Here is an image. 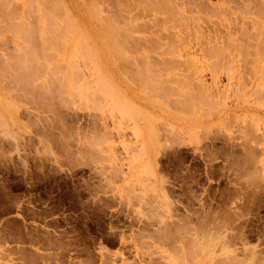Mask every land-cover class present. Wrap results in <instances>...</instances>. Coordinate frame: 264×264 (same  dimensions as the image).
<instances>
[{
  "label": "rangeland",
  "instance_id": "1",
  "mask_svg": "<svg viewBox=\"0 0 264 264\" xmlns=\"http://www.w3.org/2000/svg\"><path fill=\"white\" fill-rule=\"evenodd\" d=\"M33 1L0 0V264H264V0Z\"/></svg>",
  "mask_w": 264,
  "mask_h": 264
},
{
  "label": "bare ground",
  "instance_id": "2",
  "mask_svg": "<svg viewBox=\"0 0 264 264\" xmlns=\"http://www.w3.org/2000/svg\"><path fill=\"white\" fill-rule=\"evenodd\" d=\"M34 1H35V0H34ZM34 1H33V2H34ZM36 1H37V0H36ZM57 1H58V0H57ZM61 1H62V0H61ZM61 1H60V2H61ZM98 1H99V0H98ZM98 1H97V2H98ZM101 1H102V0H101ZM104 1H105V0H104ZM158 1H159V0H158ZM162 1H163V0H162ZM166 1H167V0H166ZM178 1H179V0H178ZM33 2H32V3H33ZM111 2H112V1H111ZM114 2H115V1H114ZM153 2H154V1H153ZM171 2H172V1H171ZM175 2H176V1H175ZM181 2H182V1H181ZM11 3H12V2H11ZM29 3H31V2H29ZM39 3H40V1H39ZM87 3H88V0H87ZM90 3H91V2H90ZM90 3H89V4H90ZM93 3L96 4V0H95ZM93 3H91V4H93ZM98 3H100V2H98ZM112 3H113V2H112ZM115 3H116V2H115ZM122 3H123V2H122ZM160 3L162 4V2H160ZM164 3H165V2H164ZM168 3H170V0H168ZM35 4H36V3H35ZM61 4H63V3H61ZM65 4H66V3H65ZM94 4H93V5H94ZM110 4H111V3H110ZM116 4H118V3H116ZM127 4H128V3H127ZM14 5H15V3H14ZM19 5H20V4H19ZM21 5H22V4H21ZM26 5H28V4L26 3ZM30 5H31V4H30ZM32 5H33V4H32ZM96 5H97L96 8H98V7L100 6V4H96ZM98 5H99V6H98ZM113 5H114V4H113ZM120 5H121V4L116 5L117 8H118V6H120ZM125 5H126V4H125ZM125 5H124V6H125ZM128 5H129V4H128ZM163 5H164V4H163ZM168 5H169V6H170V5L173 6L174 4L171 3V4H168ZM66 6H67V5H66ZM111 6H112V5H111ZM144 6H145V5H144ZM148 6H149V5H148ZM159 6H160V5H159ZM161 6H162V5H161ZM169 6H167V7H169ZM171 6H170V7H171ZM180 6H181V5H180ZM263 6H264V5H263ZM19 7H22V6H19ZM25 7L27 8V6H25ZM30 7H31V6H30ZM32 7H33V6H32ZM36 7H37V6H36ZM40 7H42V6L40 5ZM61 7H62V5H61ZM90 7H91V6H90ZM104 7H105V6H104ZM112 7H113V6H112ZM120 7H121V6H120ZM120 7H119V8H120ZM150 7H151V6H150ZM162 7H163V6H162ZM164 7H165V6H164ZM9 8H10V7H8L7 9H9ZM26 8H25V10H26ZM37 8H38V7H37ZM63 8L65 9L64 5H63ZM100 8H101V10H99V12H100V14H102V12H104L105 10L103 11V10H102L103 8H102V7H99V9H100ZM117 8H116V9H117ZM121 8L124 10L125 7H121ZM126 8H127V7H126ZM143 8H144V7H143ZM143 8H142V9H143ZM151 8H152V7H151ZM1 9H2V8H1ZM7 9H6V11L4 10L6 13H8V12H7ZM13 9H14V8H13ZM41 9H42V8H41ZM92 9H94V7H93ZM92 9H91V10H92ZM108 9H109V8H108ZM116 9H115V10H116ZM149 9H150V8H149ZM155 9H156V8H155ZM157 9H158V8H157ZM159 9H160V8H159ZM168 9H169V8H168ZM2 10H3V9H2ZM9 10H10V9H9ZM28 10H29V9L27 8V12H28ZM32 10H34V9H32ZM42 10L44 11V9H42ZM58 10H59V9H58ZM61 10H62V9H61ZM65 10H66V9H65ZM95 10H96V9H95ZM95 10H94V12H95ZM117 10H118V9H117ZM127 10H128V8L125 9V11H127ZM143 10H144V9H143ZM150 10H151V9H150ZM165 10H167V9H165ZM0 11H1V10H0ZM29 11H30V10H29ZM34 11H35V10H34ZM36 11H37V10H36ZM43 11H42V12H43ZM62 11H63V10H62ZM101 11H102V12H101ZM111 11L113 12L112 9H111ZM118 11H119V10H118ZM125 11H124V13H125ZM1 12H2V11H1ZM10 12H12V11H10ZM27 12H25L24 16L26 15ZM97 12H98V10H97ZM167 12H168V11H167ZM6 13H5V14H6ZM32 13H36V15L38 16V13H37V12H32ZM66 13H67V12H66ZM118 13H119V12H118ZM121 13H123L122 10H121ZM124 13H123V14H124ZM168 13H169V12H168ZM3 14H4V13H3ZM8 14H9V13H8ZM8 14H6V15H8ZM13 14H14V13H13ZM16 14H17V13H16ZM28 14H31V13L28 12ZM93 14H94V13H93ZM97 14H98V13H97ZM112 14H113V13H112ZM115 14H116V13H115ZM1 15H2V14H1ZM14 15H15V14H14ZM36 15H35V16H36ZM104 15H106V14H104ZM104 15H103V17H104ZM110 15H111V14H110ZM121 15H122V14H121ZM121 15H120V16H121ZM168 15H169V14H168ZM11 16H12V13H11ZM20 16H21V15H20ZM35 16H34V17H35ZM43 16H44V15H43ZM69 16H70V13H69ZM97 16L101 17L99 14H98ZM107 16H108V15H107ZM107 16H105V17L108 18ZM116 16H117V15H116ZM128 16H129V15H128ZM166 16H167V15H166ZM169 16H170V15H169ZM193 16H194V15H193ZM211 16H212V15H211ZM0 17H1V16H0ZM16 17H17V16H15L14 19H16ZM30 17H31V16H29V18H30ZM71 17H73V15H71ZM71 17H70V18H71ZM92 17H93V16H92ZM103 17H102V18H103ZM112 17H113V16H111V19H112ZM125 17H126V16H125ZM8 18H9V17L7 16L6 19H8ZM17 18H18V17H17ZM23 18H24V17H23ZM25 18H27V16H26ZM31 18H32V17H31ZM44 18H45V17H44ZM54 18H55V17H54ZM56 18H57V17H56ZM106 18H105V19H106ZM109 18H110V17H109ZM109 18H108V21H109ZM113 18L116 19V17H113ZM130 18H133V17H130ZM171 18H172V16H171ZM2 19H3V18H2ZM21 19H22V18H21ZM47 19H48V18H47ZM68 19H69V18H68ZM100 19H101V18H100ZM111 19H110V20H111ZM115 19H112L111 21L113 22V20H115ZM128 19H129V18H128ZM128 19H126V20H128ZM168 19H169V18H168ZM172 19H173V18H172ZM187 19H188V18H187ZM37 20H39V19H37ZM57 20H58V19H57ZM63 20H64V19H63ZM175 20H176V19H175ZM189 20H190V19H189ZM197 20H198V19H197ZM9 21H10V18H9ZM14 21H15V20H14ZM45 21H46V20H45ZM52 21H53V20H52ZM105 21H106V23H104ZM105 21H102V22H103L104 24H107V23H108L107 26L109 27V24H111V23H110L111 21H109V22H107V20H105ZM164 21H165V20H164ZM173 21H174V20H173ZM213 21H214V20H213ZM238 21H239V20H238ZM255 21H256V20H255ZM1 22H3V20H2ZM4 22H5V21H4ZM4 22H3V23H4ZM11 22H12V18H11ZM16 22H17V19H16ZM24 22H25V21H24ZM28 22H30V21H28ZM28 22H27V23H28ZM36 22H37V21H36ZM39 22H40V21H39ZM39 22H38V23H39ZM46 22H48V21H46ZM65 22H66V21H65ZM69 22H70V20H69ZM69 22H67V23L70 25ZM99 22H100V20H99ZM116 22H117V20L114 21V23H116ZM118 22H119V21H118ZM125 22H126V21H125ZM169 22H170V25H171V21H168V23H169ZM174 22H175V21H174ZM8 23H9V22H8ZM8 23H7V24H8ZM71 23H72V21H71ZM127 23H128V22H127ZM127 23H126V24H127ZM130 23H131V22H130ZM164 23H167V22H164ZM12 24H13V27H12V28H9V27H8L9 29H15V28H16V27L14 28V25L17 26V24H15V22H13ZM33 24H34V22H33ZM33 24L31 23V26H32ZM36 24H37V23H36ZM42 24H44V23H40V26H41ZM47 24H48V25H47ZM47 24L45 23V25L49 26V23H47ZM54 24H55V22H54ZM72 24H73V23H72ZM76 24H77V23H76ZM104 24H103V25H104ZM121 24H122V23H121ZM121 24L119 23L120 26H125V25H123V24L121 25ZM132 24H134V23H132ZM135 24H136V23H135ZM160 24H161V23H160ZM172 24H174V23H172ZM259 24H260V23H259ZM5 25H6V24H5ZM34 25H35V24H34ZM34 25H33V26H34ZM31 26H28V27H29L28 31H30V30L32 29V28H30ZM36 26H38V25H36ZM40 26H38V27H40ZM47 26H46V28H47ZM71 26H72V25H71ZM71 26H70V27H71ZM76 26H77V25H76ZM110 26H111V25H110ZM112 26H113V25H112ZM114 26H115V27H118V25H114ZM135 26H138V25H134V27H135ZM176 26H177V25H176ZM38 27H37V28H38ZM49 27H50V26H49ZM51 27H52V26H51ZM65 27H68V26H65ZM65 27H63V28H65ZM70 27H69V28H70ZM73 27H75V25H73ZM73 27H72V28H73ZM134 27H133V29L130 27V28L132 29L131 31L133 32V30H135L136 32H137V31L139 32V30L134 29ZM161 27H162V26H161ZM259 27H260V26H259ZM261 27H262V26H261ZM6 28H7V27H6ZM17 29H18V28H16L15 31H17ZM39 29H40V28H39ZM50 29H51V28H50ZM56 29H57V27H56ZM61 29H62V28H61ZM126 29H127V28H126ZM47 30L49 31L48 28H47ZM62 30H64V29H62ZM67 30H69V29H67ZM129 30H130V29H129ZM6 31H7V30H6ZM6 31H4V32H6ZM12 31H13V30H12ZM12 31L8 30V32L13 33ZM34 31H35V30H33V33H34ZM53 31H55V30H53ZM56 31H57V30H56ZM114 31H115V30H114ZM30 32H31L30 34H33L32 31H30ZM37 32H38V31H37ZM43 32H44V31H43ZM64 32H65V31H64ZM136 32H135V33H136ZM0 33H1V32H0ZM14 33H15V32H14ZM46 33H48V32L46 31ZM46 33H43L42 35H44V34L46 35ZM52 33H53V32H52ZM54 33H55V32H54ZM108 33H109L110 35L112 34V33H110V32H108ZM122 33H123V32H122ZM15 34L17 35V33H15ZM35 34H36V33H35ZM58 34H59V33H58ZM60 34H61V31H60ZM60 34H59V36H60ZM80 34H81V33H80ZM115 34L117 35V33H115ZM136 34H137V33H136ZM257 34H258V33H257ZM48 35H51V34H48ZM107 35H108V34H107ZM113 35H114V33H113ZM113 35H112V37H113ZM125 35H126V34H125ZM20 36H21V35H20ZM51 36H52V35H51ZM53 36H54V35H53ZM53 36H52V38L55 37V36H54V37H53ZM56 36H57V34H56ZM80 36H81V35H80ZM80 36H79V37H80ZM117 36H118V35H117ZM130 36H131V35H130ZM33 37H34V36H33ZM44 37H48V36H44ZM79 37H78V39H79ZM110 37H111V36H110ZM112 37H111V38H112ZM114 37H115V35H114ZM124 37H125V36H124ZM139 37H140V36H139ZM182 37H183V36H182ZM55 38H56V37H55ZM115 38H117V37H115ZM119 38H120V36H119ZM126 38H127V37H126ZM19 39H20V37H19ZM40 39H42V38H40ZM44 39H45V38H43V40H44ZM46 39H47V38H46ZM46 39L44 40V41H46V43H44V44H46V45H44V44L40 41V43H41L43 46H47V44L49 45V42H47V41H50V40H49L50 38L47 39V40H46ZM123 39H124V38H123ZM263 39H264V38H263ZM263 39H262V40H263ZM53 40H55V39H53ZM112 40H113V38H112ZM112 40H111V41H112ZM121 40H122V39H121ZM121 40H120V41H121ZM124 40L126 41V39H124ZM135 40H136V39H135ZM20 41H21V40H20ZM36 41H38V39L35 40V42H36ZM55 41H57V40H55ZM82 41H84V44H85V40L83 39ZM102 41H103V40H102ZM120 41H119V43H120ZM176 41H177V40H176ZM33 42H34V41H33ZM51 42H52V41H51ZM51 42H50V43H51ZM78 42H79V41H78ZM114 42H116V40H115ZM117 42H118V40H117ZM126 42H127V41H126ZM20 43H21V42H20ZM53 43H54V42H53ZM66 43H67V42H66ZM37 44H38V42H37ZM37 44H36V45H37ZM41 44H40V47L42 46ZM51 44H52V43H51ZM51 44H50V45H51ZM55 44H56V43H55ZM55 44H54V45H55ZM124 44H125V42H124ZM171 44H172V43H171ZM38 45H39V44H38ZM50 45H49V46H50ZM52 45H53V44H52ZM54 45H53V46H54ZM85 45H86V46H89V45H87V44H85ZM116 45H118V44H116ZM133 45H134V44H133ZM43 46H42V48H44ZM56 46H57V45H56ZM113 46H114V45H113ZM118 46H120V45H118ZM177 46H178V45H177ZM28 47H29V45H28ZM121 47H122V46L119 47L120 50H121ZM170 47H171V46H170ZM170 47H169V48H170ZM172 47H173V46H172ZM26 48H27V47H26ZM42 48H41V49H42ZM54 48H55V46H54ZM54 48H52V49H54ZM89 48H90V47H89ZM39 49H40V48H39ZM45 49H46V48H44V50H45ZM47 49L49 50L50 47L47 48ZM55 49H57V48H55ZM114 49H115V48H114ZM117 49H118V48H117ZM131 49H132V48H131ZM88 50H89V49H88ZM127 50H128V49H127ZM219 50H220V49H219ZM13 51H14V50H13ZM13 51H12V52H13ZM15 51H17V54H18V51H19V50L16 49ZM90 51H91V50H90ZM115 51H116V50H115ZM121 51H123V50H121ZM176 51H177V50H176ZM176 51H175V52H176ZM45 52H46V53H45ZM45 52H44V54H47V53H48L46 50H45ZM119 52H120V51H119ZM124 52H125V51H124ZM124 52H122V53H124ZM126 52H127V51H126ZM129 52H131V51H129ZM173 52H174V51H173ZM175 52H174V53H175ZM15 53H16V52H15ZM116 53H117V52H116ZM133 53H134V51H133ZM176 53H177V52H176ZM179 53L181 54V52H178L177 54H179ZM25 54H26V53H25ZM42 54H43V52H42ZM44 54H43V55H44ZM76 54H77V53H76ZM80 54H82V53H80ZM172 54H173V53H172ZM180 54H179V55H180ZM14 55H15V54H14ZM21 55H22L21 58H23V54H22V53H21ZM21 55H17V56H21ZM82 55H83V54H82ZM117 55H118V54H117ZM15 56H16V55H15ZM17 56H16V57H17ZM26 56H27V55H26ZM47 56H48V55H47ZM47 56H46V57H47ZM120 56H122V55H120ZM11 57H12V56H11ZM16 57H15V60H16ZM30 57H32V56L30 55ZM44 57H45V55H44ZM21 58H19V59H21ZM48 58H49V57H48ZM73 58H74V56H73ZM17 59H18V57H17ZM19 59H18V60H19ZM27 59H28V57H27ZM30 59H31V58H30ZM33 59H34V58H33ZM15 60H14V61H15ZM28 60H29V59H28ZM14 61H13V62H14ZM13 62H12V63H13ZM15 62H16V61H15ZM15 62H14V63H15ZM21 62H23V61H21ZM36 62H37V61H36ZM17 63H18V62H17ZM17 63H16V64H17ZM38 63H39V62H38ZM38 63H37V64H38ZM21 64H22V63H21ZM25 64H27V62H26ZM29 64H30V63H29ZM33 64H36V63H33ZM30 65H31V64H30ZM23 66H24V65H23ZM25 66H26V65H25ZM25 66H24V67H25ZM33 66H34V65H33ZM73 66H74V65H73ZM18 67H19V69H20V68H23L22 66H18ZM74 67H75V66H74ZM26 68H27V67H26ZM75 68H76V67H75ZM28 69H29V66H28ZM30 69H31V68H30ZM30 69H29L28 71H30ZM71 69H72V68H71ZM23 70H24V69H23ZM36 70H37V69H36ZM12 71H13V70H11V72H12ZM31 71H32V70H31ZM31 71H30V73H31ZM50 71H51V70H50ZM13 72H15V71H13ZM13 72H12V73H13ZM16 72H17V70H16ZM18 72H20V71H18ZM21 72H22V71H21ZM49 73H51V72H49ZM14 74H15V73H14ZM16 74H17V73H16ZM18 74H19V73H18ZM21 74H22V73H21ZM35 74H36V73H35ZM35 74H34V75H35ZM48 75H49V74H48ZM50 75H51V74H50ZM19 76H20V74H19ZM32 76H33V75H32ZM36 76H37V75H36ZM67 76H69V75H67ZM76 76H78V75H76ZM43 77H44V76H43ZM54 77H55V76H54ZM65 77H66V76H65ZM29 78H30V77H29ZM35 78H36V77H35ZM41 78H42V77H41ZM62 78H63V77H62ZM68 78H69V77H68ZM77 78H78V77H77ZM77 78H76V79H77ZM32 79H34V77H33ZM38 79H40V78H38ZM60 79H61V78H60ZM60 79H58V80L60 81ZM63 79H64V78H63ZM66 79H67V78H66ZM74 79H75V77H74ZM78 79L80 80V78H78ZM78 79H77V80H78ZM29 80H30V79H28V81H29ZM61 80H62V79H61ZM26 81H27V80H26ZM26 81H25V82H26ZM28 81H27V82H28ZM59 81H58V82H59ZM54 82H57V81H54ZM54 82H53V83H54ZM63 82H64V81H63ZM67 82H68V80H67ZM74 82H76V80H75ZM77 82H78V81H77ZM32 83H33V81H32ZM32 83H31V84H32ZM64 83H66V82H64ZM26 84H27V83H26ZM28 84H29V83H28ZM33 84H34V83H33ZM50 84H51V83H50ZM56 84H57V83H56ZM58 84H59V83H58ZM62 84H63V83H62ZM82 85H83V84H82ZM63 86H65V85L63 84ZM74 86H75V85H74ZM77 86H79V83H78ZM60 87H61V86H60ZM65 87H66V86H65ZM75 88H76V86H75ZM60 89H62V88H60ZM60 89H59V90H60ZM63 89H65V88L63 87ZM66 89H67V88H66ZM76 89H77V88H76ZM79 89H82V86H81V87L79 86ZM79 89H78V90H79ZM59 90H58V91H59ZM73 90H74V89H73ZM61 91H62V90H61ZM79 91H80V90H79ZM59 92H60V91H59ZM120 103L122 104V102H119V104H120ZM122 105H123V104H122ZM119 106H120V105H119Z\"/></svg>",
  "mask_w": 264,
  "mask_h": 264
}]
</instances>
